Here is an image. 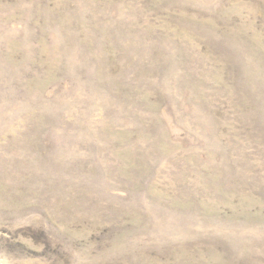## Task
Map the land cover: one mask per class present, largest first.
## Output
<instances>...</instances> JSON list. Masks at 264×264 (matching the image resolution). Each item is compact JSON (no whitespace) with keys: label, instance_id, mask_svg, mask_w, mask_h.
Masks as SVG:
<instances>
[{"label":"rangeland","instance_id":"374dc122","mask_svg":"<svg viewBox=\"0 0 264 264\" xmlns=\"http://www.w3.org/2000/svg\"><path fill=\"white\" fill-rule=\"evenodd\" d=\"M0 264H264V0H0Z\"/></svg>","mask_w":264,"mask_h":264}]
</instances>
